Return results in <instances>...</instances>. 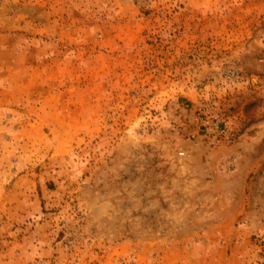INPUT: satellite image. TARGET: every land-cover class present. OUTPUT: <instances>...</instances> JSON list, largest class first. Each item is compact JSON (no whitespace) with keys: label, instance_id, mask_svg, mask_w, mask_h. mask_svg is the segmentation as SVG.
<instances>
[{"label":"rangeland","instance_id":"rangeland-1","mask_svg":"<svg viewBox=\"0 0 264 264\" xmlns=\"http://www.w3.org/2000/svg\"><path fill=\"white\" fill-rule=\"evenodd\" d=\"M0 264H264V0H0Z\"/></svg>","mask_w":264,"mask_h":264},{"label":"built area","instance_id":"built-area-1","mask_svg":"<svg viewBox=\"0 0 264 264\" xmlns=\"http://www.w3.org/2000/svg\"><path fill=\"white\" fill-rule=\"evenodd\" d=\"M206 132H210L208 133L209 135H213L215 138H220V137H227L228 131H226L225 129H221L219 124H212L209 129L206 130Z\"/></svg>","mask_w":264,"mask_h":264}]
</instances>
